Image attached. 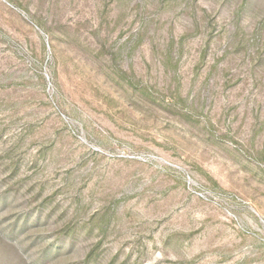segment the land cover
<instances>
[{
	"label": "rangeland",
	"instance_id": "374dc122",
	"mask_svg": "<svg viewBox=\"0 0 264 264\" xmlns=\"http://www.w3.org/2000/svg\"><path fill=\"white\" fill-rule=\"evenodd\" d=\"M0 264H264V0H0Z\"/></svg>",
	"mask_w": 264,
	"mask_h": 264
}]
</instances>
